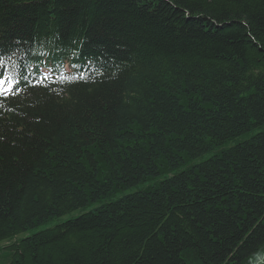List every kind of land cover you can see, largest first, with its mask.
I'll list each match as a JSON object with an SVG mask.
<instances>
[{
    "label": "trees",
    "instance_id": "16d2710c",
    "mask_svg": "<svg viewBox=\"0 0 264 264\" xmlns=\"http://www.w3.org/2000/svg\"><path fill=\"white\" fill-rule=\"evenodd\" d=\"M0 60V264H243L264 245V0H0Z\"/></svg>",
    "mask_w": 264,
    "mask_h": 264
},
{
    "label": "rangeland",
    "instance_id": "374dc122",
    "mask_svg": "<svg viewBox=\"0 0 264 264\" xmlns=\"http://www.w3.org/2000/svg\"><path fill=\"white\" fill-rule=\"evenodd\" d=\"M47 70V69H45ZM259 129H254L251 133H254L256 131H258ZM251 133H246L240 137H237L236 139L232 140V141H229L227 143H225L224 145H222L221 147H217V148H214L213 150L207 152V153H204L202 154L200 157H197L195 159H192V160H188L186 164H181V166L178 168V169H175L174 171L172 172H176L178 170H181V169H184V168H187L189 166H191L192 164H195L199 161H202L214 154H217L219 153L221 150L223 149H226L230 146H232L233 144H235L236 142H240V141H243L245 140V138L249 137L251 135ZM164 176H167V175H161V177H155V178H151L149 181H146V182H142V183H139L135 186H132L128 189H124V190H121V191H118L116 192L115 194H112L108 197H105V198H102L100 200H98L97 202L95 203H90L89 205L85 206L84 208L82 209H77L75 211H72V212H69V213H66L60 217H54V218H51L50 220L46 221V222H43V223H40L34 227H31V228H28L26 231L20 233L18 236L19 237H24V236H27L29 234H32V233H35V232H38L40 230H43V229H46V228H50L56 224H59L69 218H73L79 214H81L82 212L84 211H88V210H92L94 209L95 207L97 206H100L102 204H105V203H108L110 201H114V200H117L119 199L120 197L124 196L125 194H128V193H131V192H135V191H144L146 190L149 186H153L155 183L158 182V180L160 178H163ZM264 249V248H263Z\"/></svg>",
    "mask_w": 264,
    "mask_h": 264
},
{
    "label": "flooded vegetation",
    "instance_id": "af4514ba",
    "mask_svg": "<svg viewBox=\"0 0 264 264\" xmlns=\"http://www.w3.org/2000/svg\"><path fill=\"white\" fill-rule=\"evenodd\" d=\"M264 245L254 254L249 256L243 264H264Z\"/></svg>",
    "mask_w": 264,
    "mask_h": 264
},
{
    "label": "snow or ice",
    "instance_id": "6c2138e0",
    "mask_svg": "<svg viewBox=\"0 0 264 264\" xmlns=\"http://www.w3.org/2000/svg\"><path fill=\"white\" fill-rule=\"evenodd\" d=\"M0 64H3L2 60H0ZM6 80L8 81L7 88L5 87ZM11 87H13V84L10 78H0V93H7Z\"/></svg>",
    "mask_w": 264,
    "mask_h": 264
}]
</instances>
